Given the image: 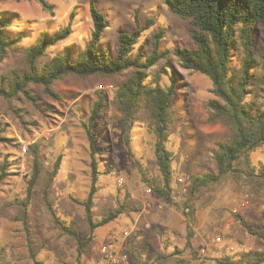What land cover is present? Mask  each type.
<instances>
[{"label": "rangeland", "instance_id": "374dc122", "mask_svg": "<svg viewBox=\"0 0 264 264\" xmlns=\"http://www.w3.org/2000/svg\"><path fill=\"white\" fill-rule=\"evenodd\" d=\"M48 1L53 5L52 12L46 11L36 0H7L0 4V12L18 15L13 28L27 27L26 45L34 43L44 31L53 34L72 22L69 36L49 47L48 51L63 52L68 45L84 47L92 32L90 3L93 0ZM94 1L109 21L100 43L102 47L116 56L118 33L131 31L136 26L135 15L138 14L143 22L153 17L155 23L143 32L134 53L142 43L151 51L153 32L163 28L161 48L170 51L175 68L183 75L174 103L176 130L166 143L172 153L175 204L162 202L144 182L138 159L150 179L161 176L155 154L156 137L148 125L137 123L132 130V152L129 150L121 114L109 104L114 94L113 84L85 87L76 80H67L56 86L60 98L45 95L42 85L30 84L29 89L39 97L45 110L24 103L29 118L35 122L32 125H23L19 118L8 113L1 115L7 135L14 140L13 143L0 142V158L9 156L13 161L12 174L0 185V206L24 197L31 173L27 147L38 141L47 165L60 160L52 186L57 198V214L67 221L75 214L84 216V207L73 198L83 202L91 190V147L85 123H89L90 107L97 97V90L103 89L108 102L107 112L99 116L93 126L99 162L94 199L99 204L110 195L123 200L129 194L142 203L143 209L131 216L122 214L99 227L94 241L81 255L72 238L56 225L45 205L31 206L28 230L21 221L0 217V251L5 253V258L0 257V264H38L37 260L42 264H88L98 258V249L109 234L121 235L126 229L131 236L121 238L120 249L129 257L121 264H134L129 241L146 264H157L159 255L171 254L175 256L165 264H226L220 260L225 257L238 260L244 251L253 249L264 251V195L252 197L232 177L212 189L196 193L193 220L184 212L185 202L191 196L192 175H204L216 169L213 150L229 133L222 123L208 121L206 102L214 97L210 78L181 67V60L175 54L176 46L193 44L187 22L171 13L165 0ZM162 63L163 60L153 66L151 73H158ZM158 75L159 82L166 88L168 73L159 72ZM251 159L258 167L264 164V145L251 153ZM245 223L248 228L243 225ZM190 233H193V249L187 246Z\"/></svg>", "mask_w": 264, "mask_h": 264}, {"label": "trees", "instance_id": "16d2710c", "mask_svg": "<svg viewBox=\"0 0 264 264\" xmlns=\"http://www.w3.org/2000/svg\"><path fill=\"white\" fill-rule=\"evenodd\" d=\"M6 1L0 0V4ZM36 1L52 12L53 5L48 0ZM165 3L172 14L187 22V31L193 40L189 46L175 48L181 67L203 73L212 82L214 97L206 102L208 121L222 123L229 129L227 138L218 141L213 150L216 169L204 175H192L191 196L185 202L184 212L193 220L196 193L212 189L229 177L252 197L264 195V164L258 167L251 159V153L264 145V0H165ZM90 14L92 32L84 47L68 45L63 52L50 53L49 47L69 36L72 22L53 34L44 31L34 43L26 45L27 27L13 28L18 15L0 12V142L13 143L14 140L7 135L1 115L8 113L19 118L23 125H32L35 122L29 118L24 103L45 110L39 97L29 89L30 84L42 85L45 95L53 98H60L56 86L67 80H76L85 87L113 84L115 89L109 104L121 114L126 146L132 152V130L137 123L149 126L156 137L155 154L161 176L150 179L142 162L138 159L137 163L144 182L162 202L173 205L172 153L166 143L176 130L174 103L183 75L175 68L170 51L161 48L164 29L153 32L151 51L142 43L134 53L143 32L155 23L153 17L143 22L136 14V26L131 31L118 33V50L113 56L100 44L109 26L107 14L94 0L90 3ZM161 60L158 73H151V68ZM168 68H171L170 72ZM159 72L168 73L166 88L159 82ZM105 93L103 89L97 90V97L90 107L89 123H85L91 147L92 186L85 201L73 198L84 207V216L75 214L67 221L57 214V198L52 186L60 160L47 165L38 141L27 147L31 173L24 197L0 206V217L21 221L28 230L31 206L45 205L56 225L72 238L79 255L94 241L99 227L122 214L131 216L143 209L142 203L129 194L123 200L110 195L99 204L94 199L99 162L93 126L99 116L107 112ZM12 163L9 156L0 158V185L12 174ZM243 225L248 228L247 223ZM192 236L190 233L187 239L191 249ZM129 244L133 263L146 264L134 250L133 242L129 241ZM0 254L5 258L3 250ZM32 256H35L34 252ZM173 256L175 254L159 255L157 264H165ZM220 261L264 264V251H244L238 260L225 257Z\"/></svg>", "mask_w": 264, "mask_h": 264}, {"label": "built area", "instance_id": "2783aa9c", "mask_svg": "<svg viewBox=\"0 0 264 264\" xmlns=\"http://www.w3.org/2000/svg\"><path fill=\"white\" fill-rule=\"evenodd\" d=\"M179 180L183 181V178H179ZM129 236L131 234L127 229L121 235L115 232L109 234L98 249V258L90 261L88 264H103L104 262L108 264H121L123 261H126L129 255L127 253H121L120 241L121 238L126 239Z\"/></svg>", "mask_w": 264, "mask_h": 264}]
</instances>
